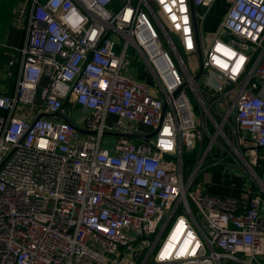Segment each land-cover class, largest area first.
<instances>
[{
  "label": "built area",
  "instance_id": "built-area-1",
  "mask_svg": "<svg viewBox=\"0 0 264 264\" xmlns=\"http://www.w3.org/2000/svg\"><path fill=\"white\" fill-rule=\"evenodd\" d=\"M18 10L28 38L15 92L0 94V264H264V0H233L210 40L196 12L199 79L183 57L199 59L190 0ZM131 47L155 86L124 72ZM66 108L95 133L36 119ZM214 167L252 179L246 199L209 192Z\"/></svg>",
  "mask_w": 264,
  "mask_h": 264
},
{
  "label": "crops",
  "instance_id": "crops-1",
  "mask_svg": "<svg viewBox=\"0 0 264 264\" xmlns=\"http://www.w3.org/2000/svg\"><path fill=\"white\" fill-rule=\"evenodd\" d=\"M26 1L27 0H0V94H14L19 78L21 67L20 48L28 38V19L27 15L21 14L19 12L18 6ZM232 2L233 0H216V2L211 6H206L204 4L199 5L196 12L198 13V19L200 18V34L202 33L205 36L204 26L207 15L213 12L214 21L216 23L219 22L220 25ZM28 6H30V3L28 4ZM202 15H205L203 20L200 17ZM216 31L213 32L215 33ZM11 61H13V63H11ZM139 63L141 62H137L133 60V58H130L128 64L124 69V72L129 76L147 82L149 81L148 75L143 72L142 67L139 65ZM151 76L153 77V75ZM12 81L15 82L14 86L12 84ZM65 111L67 114H70L71 118H73L72 116H75V114L73 115L72 112L69 113L67 108L65 109ZM23 112L24 113L18 112L19 116L25 115V113H27L26 110H24ZM4 114L5 111L0 108V115ZM54 117L61 118L60 116ZM258 169L259 175L261 176L260 179L263 181L264 185V173L260 172L259 166ZM202 178L206 182L205 185L207 187V190L211 193L220 196H234L242 200L246 199L245 190L247 185L242 184V177L236 173L224 170L221 167H214L206 171L201 176V179ZM253 186L255 187L256 192H261L264 197V191L257 185ZM262 214L264 215V202L262 207Z\"/></svg>",
  "mask_w": 264,
  "mask_h": 264
},
{
  "label": "water",
  "instance_id": "water-1",
  "mask_svg": "<svg viewBox=\"0 0 264 264\" xmlns=\"http://www.w3.org/2000/svg\"><path fill=\"white\" fill-rule=\"evenodd\" d=\"M190 4H191V9H192V16H193V21H194V27H195V32H196V39H197V46H198V56H199V65H200V69L198 74L195 76V79H199L203 73V55L201 52V47H200V41H199V28H198V24H197V16H196V8L194 5V0H190ZM166 103L164 104L163 110L166 109ZM42 116H47V117H54V116H60L62 119L66 120L67 122L71 123L72 125H74L78 130L82 131V132H89V133H95V131H88L85 130L81 127H79L74 120L69 117L66 113H64L62 110L56 111V112H51V113H40L38 114V116L36 117V119L42 117ZM157 133V129H154L153 131H151L148 134H143V133H126V132H117V131H107L106 135H111V136H125L128 138H132V139H141V140H145L148 141L149 137H153L155 134ZM260 147H258L259 149ZM1 167V165H0Z\"/></svg>",
  "mask_w": 264,
  "mask_h": 264
},
{
  "label": "rangeland",
  "instance_id": "rangeland-1",
  "mask_svg": "<svg viewBox=\"0 0 264 264\" xmlns=\"http://www.w3.org/2000/svg\"><path fill=\"white\" fill-rule=\"evenodd\" d=\"M213 16H214V14H213V12H211V13H209L208 15H207V17H206V20H205V26H204V30H205V36H206V38L208 39V37H209V40H210V38H211V36H212V34L214 33L213 31H216L217 29H218V27H219V22H215L214 21V19H213ZM200 19V18H199ZM213 32V33H212ZM163 45V44H162ZM133 49L132 50H130V54H129V58L131 57V58H133V60H135V61H137V62H141V63H139V65L142 67V70H143V72L145 73V74H147L148 75V80L149 81H147V83H149L151 86H155V84H156V80H155V78H154V76L152 77L151 75H150V72H149V70L147 69V67H146V65H145V63H144V61L141 59V55H140V53L135 49V47H132ZM183 57H184V60H185V62H186V64H187V66L189 67V69H190V71H191V73L193 74V75H195L196 73H197V70H196V67H195V64L196 65H199V59H198V57L196 56V59H194L193 60V62H192V59L190 60L189 59V57L187 56V55H185V54H183ZM157 89H158V91H159V88L158 87H156ZM73 117V119H75L76 120V116H72ZM108 136H106L105 137V139L107 138ZM111 140H114V136H110L109 137ZM256 170H257V173H258V175H259V169H258V167L257 168H255ZM241 177H242V179H243V183L242 184H244V185H247V187L248 186H250L251 184H254L255 182L252 180V179H250V178H246V177H244L243 175H240ZM260 176V175H259ZM261 177V176H260ZM241 181V180H240ZM241 183V182H240Z\"/></svg>",
  "mask_w": 264,
  "mask_h": 264
},
{
  "label": "trees",
  "instance_id": "trees-1",
  "mask_svg": "<svg viewBox=\"0 0 264 264\" xmlns=\"http://www.w3.org/2000/svg\"><path fill=\"white\" fill-rule=\"evenodd\" d=\"M133 48L131 47V49L130 50H132ZM14 81H12V84H13V86H14ZM9 94V93H8ZM259 167H260V172L261 173H264V157L263 158H261L260 159V162H259V165H258ZM257 166V167H258ZM217 168H219V167H217Z\"/></svg>",
  "mask_w": 264,
  "mask_h": 264
}]
</instances>
